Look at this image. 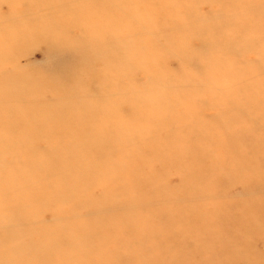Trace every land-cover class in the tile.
Listing matches in <instances>:
<instances>
[{
  "label": "rangeland",
  "instance_id": "374dc122",
  "mask_svg": "<svg viewBox=\"0 0 264 264\" xmlns=\"http://www.w3.org/2000/svg\"><path fill=\"white\" fill-rule=\"evenodd\" d=\"M263 28L264 0H0V264H264Z\"/></svg>",
  "mask_w": 264,
  "mask_h": 264
},
{
  "label": "bare ground",
  "instance_id": "6f19581e",
  "mask_svg": "<svg viewBox=\"0 0 264 264\" xmlns=\"http://www.w3.org/2000/svg\"><path fill=\"white\" fill-rule=\"evenodd\" d=\"M187 19H188V17H187ZM263 30H264V28H263ZM263 32V31H262ZM250 75V74H249ZM252 76V75H251ZM253 78H257V75L256 76H254ZM240 86H241V84H239ZM257 89V88H256ZM241 92L239 91V94H240ZM164 98H165V95H164ZM264 104V103H263ZM240 109H243V108H241L240 106H238ZM249 108H251L252 109V107H249ZM244 110V109H243ZM224 112V111H223ZM263 113H264V108H263ZM222 118H224L223 116H221ZM31 120V119H30ZM62 126V125H61ZM236 127V126H235ZM234 127V128H235ZM62 130H64L63 129V126L60 128V131H62ZM219 135V134H218ZM240 135L241 134H237V133H234V132H230L229 131V133H227V134H224V136L221 134V135H219L220 137H222V138H220V139H222V141H223V138L224 139H226V138H229V137H232L234 140H236V141H238L239 142V137H240ZM243 137V136H242ZM9 138V137H8ZM2 143H4L3 141H2ZM240 143V142H239ZM16 144V143H15ZM14 144V145H15ZM5 150V149H4ZM243 150H245V149H243ZM242 149H237V150H232V151H229V150H227L226 151V154H227V158H225L224 159V161L222 160V159H218L217 161V163H216V167H214V169H216V170H221L222 169V167H223V170H227L228 169V166H230L231 165V163H229L228 161H227V159H234V157H237L236 159H240L241 161L242 160H245L244 159V157L243 156H241L243 153H245L247 156H245L247 159H251V156H250V154H248V153H246V152H244ZM258 152L259 151H254L253 153H254V155H256V154H258ZM239 153H240V155H239ZM234 161V160H233ZM202 163L203 162H199L198 164L200 165H202ZM219 164V165H218ZM196 165V164H195ZM208 171V170H207ZM224 173L226 172V171H223ZM247 175V174H246ZM263 175V174H262ZM264 176V175H263ZM247 177V176H246ZM241 179H240V181L242 180V177H240ZM245 179V178H244ZM237 181V180H236ZM242 184V183H241ZM247 184L248 185H252V184H254V185H257L258 184V181H257V179H256V176H253V175H250L249 177H248V181H247ZM245 185V184H244ZM22 186V185H21ZM19 188H20V186L18 187V189L16 190V191H14L15 193L14 194H16L17 192H21L20 190H19ZM25 189H26V191H28L29 189L27 188V185L25 186ZM0 192H1V189H0ZM262 207H264V206H259V208L256 210V211H254V213L255 212H257V211H259V210H261L262 209ZM255 218H256V220L258 221V225H259V223H261L262 225L264 224V221L262 220V219H259L258 218V216H254ZM236 221V220H235ZM263 229H264V225H263ZM258 231V230H257ZM255 233H259L260 234V232H255ZM256 237H257V235H255Z\"/></svg>",
  "mask_w": 264,
  "mask_h": 264
}]
</instances>
